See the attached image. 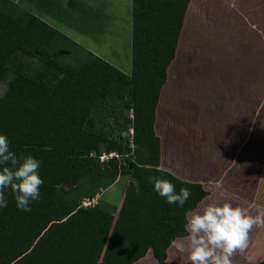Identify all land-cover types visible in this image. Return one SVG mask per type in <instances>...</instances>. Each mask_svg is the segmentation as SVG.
Here are the masks:
<instances>
[{
  "label": "trees",
  "instance_id": "obj_1",
  "mask_svg": "<svg viewBox=\"0 0 264 264\" xmlns=\"http://www.w3.org/2000/svg\"><path fill=\"white\" fill-rule=\"evenodd\" d=\"M129 1L128 76L17 6L51 9L44 0L0 3V135L20 162H40L43 181L29 211L4 189L0 264H133L152 246L156 258L164 248L156 231L181 234L188 211L208 195L200 184L175 183L177 194L191 192L181 206L154 189L153 177H173L159 169L142 113L152 118L189 0ZM101 153L115 157L99 162ZM120 177L126 184L118 207L99 200L81 206Z\"/></svg>",
  "mask_w": 264,
  "mask_h": 264
},
{
  "label": "rangeland",
  "instance_id": "obj_2",
  "mask_svg": "<svg viewBox=\"0 0 264 264\" xmlns=\"http://www.w3.org/2000/svg\"><path fill=\"white\" fill-rule=\"evenodd\" d=\"M81 1L87 2V0ZM88 4L93 10L105 9L106 13L105 18L94 20V28L78 29L87 30L89 34L93 33L92 37L83 35L84 32L79 33L75 27H67L53 19L45 18L38 12L34 14L29 5L19 6L26 12H32L36 16L35 18L44 21L59 33L65 34L64 36L128 76L130 71V1L91 0ZM256 10H260V12H256ZM255 14L260 17H255ZM263 15L264 0H191L188 7L186 6L180 35L177 33L179 38H175L177 42L174 45L175 57L165 70L166 81L161 89L156 121V130L162 136L163 143L161 146L163 149L161 167L163 171L171 173L169 174L173 177L170 180L172 184L183 183L181 178L192 172V168L187 167L186 164L181 165L179 162H173L172 156L174 157L179 152L181 160L188 162L185 155H188L192 146L196 147L198 141L190 138L188 129L190 121L186 117L187 111L184 107L195 106L194 115L198 122L203 119L209 125L216 126L223 117V123H228L225 108L220 111L219 104L212 105L215 99L219 101L218 94L209 91L213 84L221 86L223 76L219 74V70L213 71L216 66L212 61L208 66L206 64L207 68H205V61L201 56L205 51L208 53L214 51L220 53L221 56L217 54V57L234 61L235 58L229 56L231 55L229 51H231L230 53H234V51L245 53V59L241 60L245 65L244 75L229 76L227 82L224 83L230 95L227 99L233 101L237 99L242 102L241 105H237V109L233 108L234 111L229 115L233 116L231 117L232 126L242 131L245 137L238 142L237 150L233 151L234 155H225V157L223 153L215 150L214 146L209 145L205 149L200 145L202 143L200 141L198 149L206 151L207 162L211 163V169L212 167L213 169L218 168L222 177L214 172L207 173L202 177L204 172H195V179L210 185L211 195L208 193L207 196L210 195V198L204 200L195 209L188 211L187 220L192 213L201 211L206 204L214 201L220 203L228 201L233 206L239 205L240 202L239 206L245 207L248 211H255V207L264 210ZM221 52L227 54H221ZM25 67L30 71L28 63ZM204 71L206 74L202 75ZM211 74L215 75L211 76ZM236 84L241 85L237 87ZM219 85L214 86L218 89ZM3 90L4 84H1L0 95ZM205 101H211V103L207 102L205 105ZM177 107H179V113H185L182 116V121L184 120L182 123H176ZM198 117L202 119H198ZM163 120L162 126L158 122ZM254 131L257 132L248 139V135ZM211 142L214 145V142L220 141L213 137ZM241 149H244L248 154L241 156ZM214 180L216 181L213 182ZM125 184V177L118 178L93 198L94 203L99 200L108 207H118ZM184 184L188 185L189 182H184ZM186 235L185 229L181 234L173 237V233L165 234L161 227L156 231L154 239L161 242L164 248H160V252L158 250L155 258L154 252L150 250L153 248L152 246L139 264H188L186 254L177 252L171 245L173 239ZM249 237L248 246L250 247L256 236L250 233ZM249 253L248 251L243 254L238 253L233 258V264L257 263L260 253L253 255ZM130 257H126L125 260Z\"/></svg>",
  "mask_w": 264,
  "mask_h": 264
},
{
  "label": "clouds",
  "instance_id": "obj_3",
  "mask_svg": "<svg viewBox=\"0 0 264 264\" xmlns=\"http://www.w3.org/2000/svg\"><path fill=\"white\" fill-rule=\"evenodd\" d=\"M0 165L12 166L0 171V207L6 206L4 189L10 188L16 193L17 207L29 211L30 201L39 198L43 183L38 175L40 162L31 156L20 162L9 151L7 138L0 135ZM152 183L168 203L183 206L191 196L189 189L183 187L177 194L175 186L167 180L153 177ZM257 227H264V210L251 215L245 207L214 201L189 216L187 235L173 239L171 245L177 252L186 254L188 264H233V258L247 249L249 234Z\"/></svg>",
  "mask_w": 264,
  "mask_h": 264
},
{
  "label": "crops",
  "instance_id": "obj_4",
  "mask_svg": "<svg viewBox=\"0 0 264 264\" xmlns=\"http://www.w3.org/2000/svg\"><path fill=\"white\" fill-rule=\"evenodd\" d=\"M67 1L68 0H47L45 2H46V4L50 5L51 9L48 8V9H44V10L37 8L35 5H32V4H29V6H30L31 10H33L34 14L36 12H38V14L42 15L45 18L48 17L50 19H53L56 22L61 23L62 25H65L67 27H72V28L75 27L79 33L84 32L83 35L92 37L93 33L89 34V32H87V30H78V29L94 28L95 27L94 20H97V19L99 20L100 18L103 19L106 17L105 9H103V10L101 9L100 11L95 10V9L93 10L92 7L89 6V4H88L89 1H91V0H87V2L77 0L81 4H83V6H80V7L75 3L74 4L73 3L68 4ZM190 1L191 0H189L188 5L190 4ZM0 3H2V0H0ZM188 5H187V7H188ZM17 6L20 8V6L18 4H17ZM55 6H58L57 7L58 9H55ZM58 12H59V14H58L59 16H56ZM256 12H260V10H256ZM27 13L33 15L32 12H30V11H27ZM185 13H186V10H185L184 15H183V21L185 18ZM33 16L36 17L35 15H33ZM255 17L259 18L260 16H257L255 14ZM263 18H264V15H263ZM183 21H182V24H183ZM182 24L176 30V32L179 33V35L181 32ZM177 38H179V37H177V35H176V39ZM176 43L177 42L175 40V44ZM230 52L231 51H229V54H231V55H229V56L231 58H235L234 61H227V60H224L222 57L219 58V57H217V54L219 56H221L220 53H216L214 51H212L211 53H208L207 51H205L203 56H201V58L203 57L202 59L205 61V68H207L208 64L212 61L214 66H216V68L213 69V71L219 70V74H221V76H223V81H221L223 83L221 84V86L219 84H213L210 86L209 91L216 92V95L218 94L219 101H217L218 99H215L214 100L215 102H213L212 105H215L216 103L219 104L220 111L225 108V113L227 114L228 123H223V120H224L223 117L221 118L222 120L220 119L219 123H217V125H216L217 127L213 124L209 125L208 122L206 120H203L201 117H198V119L201 118L202 121L198 122V120L195 119V115H194V113H195L194 107L195 106H193L191 108H190V106L184 107V108H186V111H187L186 117H188V119L190 121V123H188L189 124L188 129L190 130V138H192L193 140H198V141H197L196 147L192 146L189 149V153H187L188 155H185V157H187V159L189 160L188 162L186 160H184V161L181 160V155H180L181 153H179V152L174 157L172 156L173 162L174 161H176V163L179 162V163H181V165L186 164L187 167L192 168L191 171L193 173L189 172V174H186L183 178H181V181L183 183L189 182L190 185L200 184L202 189L204 191H206L207 193L211 192L210 191V185L207 184V182H202L201 180L195 179V172L196 171H198L199 173L204 172L202 177L206 176L207 173H211V172L217 173L219 177H222V174L220 175L218 168L213 169V167H212V169H211V163L207 162L208 158L206 157V155H207L205 153L206 151L198 149L200 147L199 146L200 141H202V143L200 145L202 147H205V149L209 145L214 146V149L218 150V152L223 153V155L225 157V155L233 156L234 155L233 151L237 148L238 142L242 141V139H244V137H245L244 133H242V131H239L237 128L232 126L231 117H233V116H231V114L229 115V113L233 112L234 109H237V105H241L242 102H240V100H237V99H235V101L228 100L227 97H230L229 90L227 89V87L224 84L227 82V78L229 76H243L244 75L245 65L243 64V62L241 60L245 59V53L242 51H237V52L234 51V53H230ZM175 53H176V50H174V48H173L172 57L169 60L165 70L168 68V66L171 64V62L174 60ZM221 54H227V53L221 52ZM206 56H208L209 58ZM206 64H207V66H206ZM258 68H260V67H258ZM255 69H257V68H255ZM165 73H166V71H165ZM205 74H206V72L204 71L202 75H205ZM213 75H215V74H211V76H213ZM164 84H165V82L162 85H160L159 90L157 92V97L153 101L152 118H150V115L146 114V111L144 109H142V113L145 116V118H146V120H147L153 134H154L156 142H157L158 154H159V169L160 170H162L161 166H162V155H163L162 150L163 149L161 146L163 145V143H162V138H161L162 136L160 134H158V131L156 130V121H157V117H158L157 111H158V105L160 103L159 102L160 93H161V89L164 86ZM214 85H219V88L217 89ZM236 86L239 87L238 84H236ZM216 95H215V97H216ZM207 102L211 103V101H205V105ZM178 108L179 107H177V109H176L177 111L175 112V114L178 112L177 117H176V123H178V122L182 123V122H184V120L182 121V116L185 113H183V114L179 113ZM158 123L163 126L164 120L161 122H158ZM211 126H214V127L212 128ZM255 132H257V131H254L250 135H248V139L251 137L252 134L254 135ZM213 137L220 142H214V145H213V143L211 142V139ZM252 137H255V136H252ZM238 150H240V148H238ZM201 152H203L204 154H199ZM210 154H212V153H210ZM247 154L248 153H246L244 149H241V152H240L241 156H244ZM164 172L170 173L169 171H166V170ZM215 181L216 180H214L213 182H215ZM210 195H211V193H210ZM210 195L207 196V198L205 197L201 202H199L197 204V206L200 205L204 200L210 198ZM242 204H244V202H242ZM239 205H240V202H239ZM239 205H237V206H239ZM254 209H255V211H248L249 214L256 215L259 208L255 207ZM185 229H186V226L183 228V230H185ZM251 234L253 236L255 235L256 237L254 238V241H252V243L250 244V247L248 246L245 251L250 252L249 253L250 255L260 253L259 260H258V261H260L264 258V227L253 228V230L251 231ZM148 252L149 251H147L141 259L137 260L133 264H139L146 257Z\"/></svg>",
  "mask_w": 264,
  "mask_h": 264
},
{
  "label": "built area",
  "instance_id": "obj_5",
  "mask_svg": "<svg viewBox=\"0 0 264 264\" xmlns=\"http://www.w3.org/2000/svg\"><path fill=\"white\" fill-rule=\"evenodd\" d=\"M131 133V131L129 130V134ZM115 157L114 154H104V153H101L99 156H98V161L99 162H105L106 160L110 159L111 157ZM94 199H85L81 202V206L82 207H89V206H92L94 205Z\"/></svg>",
  "mask_w": 264,
  "mask_h": 264
}]
</instances>
